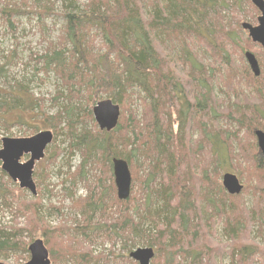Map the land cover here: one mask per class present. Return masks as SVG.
Returning a JSON list of instances; mask_svg holds the SVG:
<instances>
[{"label":"trees","instance_id":"16d2710c","mask_svg":"<svg viewBox=\"0 0 264 264\" xmlns=\"http://www.w3.org/2000/svg\"><path fill=\"white\" fill-rule=\"evenodd\" d=\"M26 2L3 0L1 20L12 25L20 13L28 14V11L20 10L22 3L24 5L21 7L38 13L42 26L44 16L54 12V2L51 0H31L30 5ZM237 2L86 0L81 3L79 0H60L62 30L55 42L47 41L43 52L36 55L33 61L39 65L37 70L41 73L46 75L52 72L59 79L65 92L57 91L53 99H63L66 104L54 116H48L42 109L41 99H28V96L32 97L28 89L17 86L14 88L16 92L9 88L6 93L0 92V125L7 131L12 125L7 122V115L17 110L26 113L38 110L42 122H47L49 128L53 129L54 137L64 132L68 143L65 151L69 154L77 152L82 157L76 171L70 172V181L74 182L71 178L77 175L83 180L85 170L94 171V168L108 175V188L103 189L100 183L94 187L86 184L88 196L73 202V209L80 212L82 221L72 215L66 218L69 225L44 230L46 240L43 243L48 250L49 264H95V261L107 260L108 257L93 255V233L101 234L112 242L113 247L120 240L122 246L128 248V256L132 250L130 248L139 241L145 247L153 248L155 259L160 251H164V264H179L178 257H182V262L187 264H204L205 261L217 264V260L223 256L228 257L230 264H254L255 257H264V248L259 249L252 238L247 241L242 238L252 233L253 226L264 228V186L259 188V184L264 183L261 163L256 161L258 167L255 166L253 180L258 185L252 192V205L247 207L238 200L234 201L240 194L229 195L222 187L216 188L210 183L208 161L213 160V153L210 152L209 156L208 151L207 159L198 163L197 154H192L188 147L189 144L195 145L193 132L200 130V136L204 137L215 133L214 125L219 121L214 119L219 116L213 103L212 88L218 79L231 91L225 89L223 92L226 94L222 99L224 103H229L230 95L237 99L241 96L242 102L255 95L253 99L258 100L260 107L256 109L253 106L250 116L248 112L245 113L247 110L242 114L243 107L239 108L236 112L240 118L229 113L226 125H233L235 129L247 127L246 117H249L256 120L258 124L255 126L264 130V103L261 102L264 101V84L258 85L263 78L261 60L264 59V51L260 53L262 56L258 55L261 70L259 76L255 77L243 60L244 50L240 44L241 38L247 43L249 41V38L241 35L240 22H254L259 13L249 0H243L238 4L239 10L250 17L246 19L239 15ZM245 5L249 10L244 9ZM226 6L233 7L228 16L221 12ZM197 44L204 46L211 59H218L221 68H208L195 51ZM233 55L241 58L243 79L242 72H234L229 59ZM228 72L234 74L227 83ZM247 78L255 83L253 89L242 81ZM230 82L247 87L248 95L245 96L239 89H232ZM82 92L87 96L84 105L78 103ZM102 95L121 105L118 124L109 132L99 131L92 118L91 109L96 101L104 98ZM136 99L138 105H134ZM208 118L210 120L207 121ZM13 123L29 126L27 121L16 120ZM60 124L63 126L56 132ZM29 129V134L38 132L36 126ZM62 152L55 150L48 162ZM241 156L243 161L250 163L249 156ZM112 158L124 159L130 170L134 166L139 174L144 172V176L140 174L143 190L140 198L135 199L131 185L129 198L117 200ZM221 159L224 157H218L215 161L217 164L214 167L217 169L214 171L220 169L218 164ZM189 161L192 166H189ZM5 176L0 170V204L10 207L13 202L4 185ZM216 178L219 180L220 174ZM190 183L196 193L191 203L189 193L183 192ZM70 192L72 194V190ZM13 200L16 204L20 198L17 196ZM198 200L205 202L212 218L207 219L205 211L195 204ZM41 202L42 198L36 197L32 204L25 206V211L33 214L34 225L47 228L45 223L48 224V220L42 212ZM19 206H22L20 202ZM49 209L52 210V206ZM212 220L215 223L223 222L222 232L228 239L224 246L215 245L207 235L211 233L203 238L199 235L201 230L206 233L204 228L211 232L208 228L214 223ZM203 224L206 226L203 227ZM260 229H257V234L264 235ZM33 234L22 227H0V255L27 252ZM25 236L30 238L28 243L22 239ZM205 245V250H198Z\"/></svg>","mask_w":264,"mask_h":264},{"label":"rangeland","instance_id":"374dc122","mask_svg":"<svg viewBox=\"0 0 264 264\" xmlns=\"http://www.w3.org/2000/svg\"><path fill=\"white\" fill-rule=\"evenodd\" d=\"M2 1L3 0H0V7H2L1 4ZM51 1L54 2V6H53L54 12L48 16L47 15L44 16L43 26L42 24L39 23L40 20L37 15L38 13H34V11L30 12L29 9H27V7H21V5L22 6L24 5L23 3L20 5L21 8L20 10L28 11V14L20 13L12 25L5 23L0 18V92L6 93L8 92L7 91L8 88L13 90L14 88H17V86L20 87L21 89H28V94L34 97L32 98L31 96H28V99L29 100L41 99L42 109L48 116H54L58 112V110L63 105L66 104V101L63 99L60 98L56 100L53 99L57 91L62 90L63 92H65L59 79L52 72H48L46 75L41 73L39 70H37L38 69L37 66L39 65L35 64L33 61L34 58H36L35 57L36 55L41 54L43 52L44 48L47 46L46 45L47 41L55 42L62 30L61 27L63 24V18L61 13L60 0H51ZM227 1H231V0H227ZM242 1L243 0H238L236 9L239 10L240 7L238 3H241ZM79 2L85 3L86 0H79ZM26 4L30 5L31 0H27ZM231 8L233 9V7L226 6L223 10H221V12L223 11V13L228 16L230 15L229 13L231 11ZM244 9L249 10V8L246 5L244 6ZM239 15H243L245 16L246 19H250V17L246 15L243 10H239ZM257 16H255L254 22L253 20L251 21L243 20L241 22H248L250 24H255ZM233 21L234 20H232V22ZM233 24H235V22H233ZM241 35H243V37L249 38L247 36V33L244 31L243 34L241 33ZM241 40L242 42L240 44L242 45L244 50L243 54L245 51H247L246 48H248L250 49L249 51L255 55L256 59H258V55L261 53L263 48H261L259 45L255 43H252L250 38L248 43L244 40V38H241ZM195 51L202 57L201 59L205 61V64L208 68L210 69H215L216 67L221 68L219 60L215 58L211 59V57H209L208 53L204 49V46L197 44L195 46ZM236 54L238 55L239 53L236 52ZM229 59L232 61L234 72H236L237 74H239L238 73L239 71L242 72L243 73L242 79L245 78L244 67L242 65L241 58L233 55L232 56L233 60L231 58ZM243 60H245L244 55H243ZM261 64L263 66V75H264V59L261 60ZM233 74H230L228 72L227 83L233 77ZM263 75H261V77L263 78L258 81L259 86L264 84ZM242 81L244 82L248 81L245 83L247 86L248 85L251 86L252 89L255 87L253 86V84L255 83L253 82V80L249 78L247 80H242ZM230 83L229 85L232 87V89L234 90L239 89L243 92L245 96L248 95L247 87L244 86L243 88L236 85L234 82H230ZM225 89L231 92L229 88L224 87V85L220 83L219 79L217 81V84H215L214 87L212 88L213 90L212 94L214 97L213 103L215 102L214 105H216V113L219 116L216 117L214 120H218L219 123L224 122V124L216 123L214 125L215 133H212L211 135L210 134L205 135V137L200 136L201 133L200 130L198 132L197 131L193 132L194 134L192 138L196 140L195 145L192 146L191 144H189L188 147L192 154L193 153L197 154L198 163H200V161H204L205 159H207L206 156L208 151H209V156L211 153H213L214 155L213 160L210 162L208 161V163L210 164L209 166L210 171L207 173V176L211 178L210 183H212V186H215L216 188L217 186L222 187L221 178L225 172L235 174L239 178L240 182L243 184L244 191L242 190V192L240 193V197H238L234 201L238 200L241 203H244L247 207H250L252 205V200L254 199L252 192L255 189V185H258L257 182L253 180L254 173L256 171L255 166H257L256 161L261 163L260 169H264V164H262V160L264 158L261 156V154H259L254 131L255 130L264 131V130L255 126L258 123L256 122V120H251L249 117H246V121L252 124L246 123L247 127H243V128L241 127L239 129L238 128L235 129L233 125L232 126L226 125L227 124L226 121H228L229 113L235 114L236 115L234 116L235 118H240V115L237 114L236 112V110H238L239 108L242 107L244 108L242 114L248 112L249 115L253 109V106H255L256 109L260 107L258 100L253 99V97L256 96L250 94L249 95L251 97L246 102L240 101L242 98L241 96L239 97V99H237L234 95H230L228 96L230 98L229 103H224L222 99L224 96L226 97V94L224 95L223 93L225 92ZM16 90L17 89H14L15 92ZM104 96L105 95H102V97ZM85 97L87 96H85L84 93H81V96L78 98V103L84 105ZM102 99H105V97ZM261 102L262 104L264 103V101ZM138 104L139 101L136 99L134 105H138ZM137 109L139 108L137 107ZM245 110L247 111L244 113ZM40 115L41 114L38 113V110H36L33 113H26L20 110L10 113L9 115L6 116V120L8 123H12V125L9 128V131L4 129L0 125V140L2 137L23 138V137L31 136L33 134H29L30 133L29 127L32 126H36L38 131L48 130L52 132L53 129L49 128L47 122H42L43 119L40 118ZM16 120L17 121L20 120L23 122L27 121L29 123V126L27 124L17 125L13 123ZM207 120H210V118H208ZM62 126H63L62 124H60V126L57 125L56 130L58 131ZM220 127H227V129H221ZM206 130H208V127H206ZM234 133L237 134L234 135ZM63 134L64 132L60 134L58 133V135L54 137V132H52L53 135L52 141L45 148L43 158L35 163L33 169V180L37 192L35 196L32 195L28 190L19 188L18 182H13L7 176L4 177L5 179L4 185L7 186L9 192L8 197L9 198L11 197L13 203L10 207H4L0 204V227L7 229L8 226L9 228L22 227V228H26L27 230H31V233H34L31 242H33V240L37 238H40L43 240V242H45L46 237H44V232H45L44 230H51L53 227L59 225H64V224L69 225L70 222L66 220L68 216L75 215L77 220L82 221V216L80 212L78 210L73 209V202L78 200L79 198L84 199L88 196L89 191L86 187V184L94 187V185L100 183L103 189L104 187L108 188V179H107L108 175L107 176L103 175L98 168L96 169L94 168V171L89 170L90 172L85 170L86 176L84 177L83 180H81L80 176L77 175L75 177L76 180L75 178H71V180H73L74 182L70 181L69 174L70 172L76 171L78 166L82 163V157L77 152L75 153L73 152L72 154H69V152L65 151L68 143L66 142ZM225 146H227L228 149H226ZM55 150H59V152L63 150V152L53 157V160L51 162H48L49 156H53L55 154L54 153ZM48 151H50L51 153L48 154ZM241 155L249 156L250 163H246L245 161H243ZM217 156L219 158L224 157V159H221V161H219L220 163L218 165L220 169L213 171L214 165L217 164L215 162L218 158ZM26 159L27 157H24L22 161ZM47 162L48 165H46ZM188 164L189 166H192L191 161H189ZM132 167L130 170L131 179H132L131 185H132V192L136 199V198H140L141 193H143L142 192L143 190H141L142 177H140V174L141 176H144V172H140L139 174L137 168L135 167L132 168ZM257 171L259 170L257 169ZM217 174H220L219 180H217L216 178ZM113 185H114V180H113ZM263 186L264 183L259 184V188ZM188 187L191 188L188 189ZM193 187H195V185H193ZM205 188L207 187L205 186ZM114 189H115V197L117 198L115 185H114ZM70 190H72V194L69 193ZM183 192L186 194L189 193L188 195L191 196L190 203L195 200L194 196L196 195V193H194L191 183L187 185V188L183 190ZM17 196H19L20 198L19 202L20 204H22L21 207L19 206V202L16 204L14 203L13 198L15 199ZM36 197L42 198V202H41L42 212L45 213L44 215L48 220V224L45 223L47 228H38L39 226L34 225L33 214L31 215L30 214L31 212L25 211L26 210L25 206H28V204H32L31 202ZM195 204L201 207L203 211H205V213L207 214L206 216L207 219L212 218L208 214V210L206 209V204L203 200L200 202L198 200L195 202ZM51 206H52V210L49 209ZM215 220H212L214 221V223L213 224L211 223L210 228H208L211 229V232L207 231V228H204V230H206V233L205 231L201 230V233H199V235H202V238L203 236L206 237L208 235V237L211 239V241L215 243V245L218 243L224 246V244H226L228 239H226V236L222 232L223 222L217 221L215 223ZM95 222L96 221L94 220V223ZM71 225L74 226L73 223H71ZM204 226L206 225L203 224V227ZM257 229L260 228H258V226L257 227L253 226L252 233L248 236L243 235L242 238L243 240L246 241L249 239L251 240L252 238V241L258 246V248L263 249L264 235L257 234L256 232ZM260 230L264 232V228ZM207 233H211V234H207ZM93 237H95V243L91 245L93 255L94 256L101 255L103 257H108V259L104 261L103 260L95 261V264H138V262L134 261L127 255L126 252L128 248L127 247L124 248L120 240H117L113 247L111 244L112 242H109L108 240L103 238L101 234L93 233ZM22 239L24 242L28 243L30 238L28 236H25ZM144 247L145 246L142 245L139 241L136 243L135 247H132L130 249H132L131 251H133L134 249L144 248ZM205 249H206V245L203 248H199L198 250L203 251ZM164 255L165 252L160 251L158 258L157 259L152 258L150 264H164L163 263L165 259ZM27 256H28L27 258L28 260L29 259L28 250L27 252L19 251L16 252V254L9 253V255L7 256L0 255V262L5 264H18V263L24 264L27 261V260L24 261V259H26ZM125 256H128V258H126ZM180 258L181 259H179L178 257L179 264H187V262H185L184 260H183L184 262H182V257ZM254 262H255L254 264H264V257L257 256L254 258ZM203 263L208 264L210 262L205 261ZM217 264H230V263L228 257L223 256L220 260H217Z\"/></svg>","mask_w":264,"mask_h":264},{"label":"water","instance_id":"95a60500","mask_svg":"<svg viewBox=\"0 0 264 264\" xmlns=\"http://www.w3.org/2000/svg\"><path fill=\"white\" fill-rule=\"evenodd\" d=\"M259 11L257 23L252 25L242 22L241 28L247 32V36L255 44L264 49V0H249ZM244 58L254 76H259L260 68L258 61L253 53L246 51ZM92 115L100 131L113 130L119 120L120 106L111 99H102L92 107ZM259 154L264 158V131L255 130ZM52 132L48 130L39 131L31 136L23 138H1L0 163L1 170L13 181L18 182L19 188L28 190L32 195H36V186L33 180V168L37 161L43 158L44 150L52 141ZM24 156L28 159L21 162ZM112 174L116 188V196L119 200H126L131 191V172L128 163L124 159L112 158ZM223 189L229 195H238L243 189V184L239 178L232 173L225 172L221 178ZM27 250L29 259L24 264H49L48 250L43 240L37 238L31 242ZM154 256L151 247L137 248L129 253V257L138 264H150ZM0 264H5L0 262Z\"/></svg>","mask_w":264,"mask_h":264},{"label":"bare ground","instance_id":"6f19581e","mask_svg":"<svg viewBox=\"0 0 264 264\" xmlns=\"http://www.w3.org/2000/svg\"><path fill=\"white\" fill-rule=\"evenodd\" d=\"M2 2H3V1H2ZM49 5H50V4H49ZM49 5H48V6H49ZM15 6H16V5H15ZM46 7H47V6H46ZM51 7H52V6H51ZM49 8H50V7H49ZM31 10H32V9H31ZM31 10H30V12H31ZM43 11H44V10H43ZM38 12H39V11H38ZM48 12H49V11H48ZM48 12H47V13H48ZM3 16H4V15H3ZM65 16H66V15H65ZM4 18H5V17H4ZM40 20H41V19H40ZM2 21H3V20H2ZM62 26H63V25H62ZM97 46H98V45H97ZM235 48H236V46H235ZM45 53H46V52H45ZM41 70H42V69H41ZM261 75H262V74H261ZM252 77H253V76H252ZM247 79H248V78H247ZM247 79H246V80H247ZM254 81H255V78H254ZM94 82H95V81H94ZM246 82H248V81H246ZM82 93H83V92H82ZM90 93H91V92H90ZM90 93H89V94H90ZM2 94H3V93H2ZM87 94H88V93H87ZM100 97H101V96H100ZM0 98H1V97H0ZM11 98H12V97H11ZM93 98H94V97H93ZM95 98H96V97H95ZM2 100H3V99H2ZM12 100H13V99H12ZM5 102H6V101H5ZM120 108H121V105H120ZM81 111H82V110H81ZM76 112H77V111H76ZM3 113H4V112H3ZM85 114H86V113H85ZM87 117H88V116H87ZM55 118H56V117H54V119H55ZM55 120H56V119H55ZM59 120H60V119H59ZM207 121H208V120H207ZM92 122H93V121H92ZM93 123H94V122H93ZM6 125H7V124H6ZM69 125H70V124H69ZM94 125H95V124H94ZM49 130H50V129H49ZM90 130H91V129H90ZM52 132H53V131H52ZM56 132H57V130H56ZM93 132H94V131H93ZM69 148H70V147H69ZM105 155H106V154H105ZM102 156H103V155H102ZM96 159H97V158H96ZM100 159H101V158H100ZM93 161H94V160H93ZM96 165H97V164H96ZM110 165H111V164H110ZM215 168L217 169V167H214L213 169H215ZM107 170H108V169H107ZM103 171H104V170H103ZM213 171H214V170H213ZM218 175H219V174H218ZM7 177H8V176H7ZM0 178H1V177H0ZM4 182H5V181H4ZM15 187H16V186H15ZM17 188H18V187H17ZM89 189H90V188H89ZM3 193H4V191H3ZM69 193H71V192H69ZM69 193H68V194H69ZM70 195H71V194H70ZM70 195H69V196H70ZM67 196H68V195H67ZM109 199H110V198H109ZM36 201H38V200L36 199ZM8 227H9V226H8ZM217 244H218V243H217ZM149 247H150V246H149ZM134 250H135V249H134ZM3 252H4V251H3ZM112 254H113V253H112ZM154 255H155V254H154Z\"/></svg>","mask_w":264,"mask_h":264}]
</instances>
